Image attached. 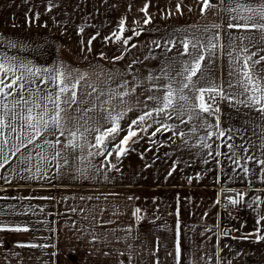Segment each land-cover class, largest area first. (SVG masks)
Instances as JSON below:
<instances>
[{
    "label": "crops",
    "instance_id": "crops-1",
    "mask_svg": "<svg viewBox=\"0 0 264 264\" xmlns=\"http://www.w3.org/2000/svg\"><path fill=\"white\" fill-rule=\"evenodd\" d=\"M216 3L214 12L201 16L197 0H162V24L158 27L162 31L156 33L158 38L130 51L121 67L127 70L128 81H133L129 87H136L141 101L147 95L146 89L164 83L149 81V74H159L166 58L177 55V48L167 43L170 38L181 33L185 37L189 33L207 35L203 33L205 25L226 24L222 20L226 16L223 6L220 0ZM178 4L180 12L176 11ZM221 32L223 40L219 43L225 44L229 36L240 34L223 28ZM156 44L158 49H152ZM169 47L171 52L166 51ZM228 71L227 57L221 56L215 61L217 83L228 80ZM219 107L221 127L231 129L233 139H227V131L224 140L207 139L203 129L193 134L194 122H189L179 125L188 133L187 143L185 138L173 135L175 129L157 133L152 143L148 135L154 125L148 134L140 133L137 143H130V150L120 161L114 156L109 158L119 171L105 165L100 172L80 176L56 174L55 167L48 166L44 169L46 178L31 174V179H24L30 173L12 171L16 167L13 158V164L0 169V175L7 178H0V210L5 212L0 215V227L19 224L30 231H0V264H176L178 231L181 264H226L229 259L231 264H264V241L239 239L253 232L256 219L264 216V175L256 162L233 158L224 146L227 143L251 148L249 137L259 144L253 129L259 134L257 125L264 124V120L255 110L242 105L233 107L220 101ZM133 118L135 115L129 112L121 121L125 132L118 139L127 134V124ZM208 119L215 124L214 117ZM202 136L211 149L200 147ZM210 151L212 155H208ZM262 152L264 149L259 147L254 150L257 157L264 159ZM246 155L238 149L237 158ZM244 166L251 169L249 174L243 172ZM173 167L175 171L169 176ZM224 193L240 202L220 208L217 201ZM238 194H243V199ZM136 207L142 209L139 222L132 215ZM26 210L27 215L19 214ZM18 242L53 247H17Z\"/></svg>",
    "mask_w": 264,
    "mask_h": 264
},
{
    "label": "snow or ice",
    "instance_id": "snow-or-ice-1",
    "mask_svg": "<svg viewBox=\"0 0 264 264\" xmlns=\"http://www.w3.org/2000/svg\"><path fill=\"white\" fill-rule=\"evenodd\" d=\"M197 3L200 5L201 16L214 12L218 7L216 0H197ZM220 4L226 13L222 17L226 21L225 25L212 23L205 25L203 29V33L207 35L189 33L185 37L181 33L175 39L167 41L177 48V55L166 58L159 74H149V81L162 80L164 83H157L146 89L147 95L143 101L140 100L136 87H129L127 80L120 81L115 88H98L88 81L85 73L74 74L70 69H63V66L51 70L41 69L17 57L0 53V169L13 164L14 158L16 167L12 171L17 174L30 173L28 177H22L24 179H31V174L46 178L44 169L48 166H54L56 174L79 173L80 176L100 172L105 165L109 170L119 171L117 164L112 163L109 158L114 156L116 161H120L130 150V143H137L140 133L148 134V130L154 125L156 127L148 135L150 141L157 133L175 129L173 135L185 138L187 143L188 133L179 125H187L189 122H194L191 129L193 134L203 129L207 139L216 137L224 140L227 131V139L231 140L232 130L221 127L218 115L221 112L220 101H226L233 107L242 105L255 110L261 120H264V0H220ZM147 8L148 5L145 4L141 9L146 16ZM180 8L178 4L176 11L180 12ZM144 23H151V19H145ZM222 28L224 31L236 30L240 34L229 36L226 44L219 43L223 40ZM213 29L216 31L213 32ZM80 31L83 32V29ZM124 31V21L121 20L120 34L114 32L112 37L128 45L130 37H122ZM132 31L134 35H139L135 30ZM112 37L105 39L110 40ZM95 39L93 36L88 40V51H91V44ZM8 46L18 47L12 41H8ZM166 51L171 52L172 48H166ZM221 56L227 57L228 80L217 83L215 61ZM180 57L185 59L181 60ZM108 79L113 80L114 77L110 75ZM113 100L117 103L113 104ZM121 105L124 107L121 108ZM129 112L135 118L130 119L127 124V134L118 139L125 132L121 121ZM208 117H214L215 124ZM170 120L174 123H167ZM257 127L260 132L258 134L253 129V135L257 136L259 144L249 137L251 148L227 143L224 146L230 150L233 158L256 162L264 175V159L254 154L257 147L264 149V124ZM49 137L53 139L50 140ZM199 139L200 147L212 148L205 137ZM238 149H243L247 155L237 158ZM208 155H212V152ZM216 155L221 153L217 152ZM261 155L264 156V152ZM98 157L102 159L97 161ZM143 158L141 154V159ZM173 171L174 167L168 175L171 176ZM243 172L249 174L251 169L244 166ZM0 178L7 180L2 175ZM238 195L243 199V194ZM128 199L133 200L134 197ZM256 200L260 201V198L257 197ZM229 202L235 205L240 201L230 198ZM141 213L142 209L139 207L132 213L137 222L142 219ZM4 214L0 210V215ZM19 214L27 215V210ZM5 230L20 233L29 232L30 228L19 224L0 227V231ZM239 239L264 241V216L256 219L253 232L241 235ZM16 246L53 247L50 244L19 242ZM174 258L176 264H181L179 231ZM219 259L223 260V257ZM226 264H231V260Z\"/></svg>",
    "mask_w": 264,
    "mask_h": 264
},
{
    "label": "rangeland",
    "instance_id": "rangeland-1",
    "mask_svg": "<svg viewBox=\"0 0 264 264\" xmlns=\"http://www.w3.org/2000/svg\"><path fill=\"white\" fill-rule=\"evenodd\" d=\"M145 4L147 16L141 11ZM147 18L151 23H144ZM121 20L122 37H130L128 45L112 37L114 32L120 34ZM161 24L162 0H0V53L41 69L63 66L74 74L85 73L90 83L107 89L128 81L127 70L121 68L125 58L141 44L154 42ZM93 36L96 39L88 51L87 42ZM8 41L18 47L10 48ZM110 75L113 80L108 79Z\"/></svg>",
    "mask_w": 264,
    "mask_h": 264
},
{
    "label": "built area",
    "instance_id": "built-area-1",
    "mask_svg": "<svg viewBox=\"0 0 264 264\" xmlns=\"http://www.w3.org/2000/svg\"><path fill=\"white\" fill-rule=\"evenodd\" d=\"M230 197L224 193L220 196L219 203H220V208L226 209L230 205Z\"/></svg>",
    "mask_w": 264,
    "mask_h": 264
},
{
    "label": "water",
    "instance_id": "water-1",
    "mask_svg": "<svg viewBox=\"0 0 264 264\" xmlns=\"http://www.w3.org/2000/svg\"><path fill=\"white\" fill-rule=\"evenodd\" d=\"M225 233H228V231H224Z\"/></svg>",
    "mask_w": 264,
    "mask_h": 264
}]
</instances>
